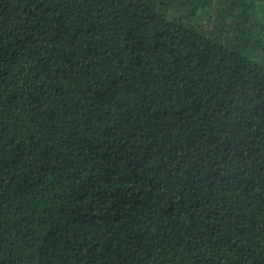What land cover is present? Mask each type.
I'll return each instance as SVG.
<instances>
[{"label":"trees","instance_id":"trees-1","mask_svg":"<svg viewBox=\"0 0 264 264\" xmlns=\"http://www.w3.org/2000/svg\"><path fill=\"white\" fill-rule=\"evenodd\" d=\"M0 264H264V0H0Z\"/></svg>","mask_w":264,"mask_h":264},{"label":"rangeland","instance_id":"rangeland-1","mask_svg":"<svg viewBox=\"0 0 264 264\" xmlns=\"http://www.w3.org/2000/svg\"><path fill=\"white\" fill-rule=\"evenodd\" d=\"M257 56H258V53H257Z\"/></svg>","mask_w":264,"mask_h":264}]
</instances>
